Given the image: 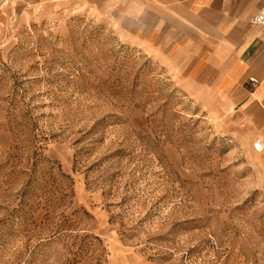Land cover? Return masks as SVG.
Here are the masks:
<instances>
[{
    "label": "rangeland",
    "instance_id": "obj_1",
    "mask_svg": "<svg viewBox=\"0 0 264 264\" xmlns=\"http://www.w3.org/2000/svg\"><path fill=\"white\" fill-rule=\"evenodd\" d=\"M2 9L0 264H264L239 99L86 3Z\"/></svg>",
    "mask_w": 264,
    "mask_h": 264
},
{
    "label": "crops",
    "instance_id": "obj_2",
    "mask_svg": "<svg viewBox=\"0 0 264 264\" xmlns=\"http://www.w3.org/2000/svg\"><path fill=\"white\" fill-rule=\"evenodd\" d=\"M52 1L83 2L120 19L124 32L180 66L188 79L213 81L223 95L239 99L240 114L262 143L264 168V26L252 23L264 0H21Z\"/></svg>",
    "mask_w": 264,
    "mask_h": 264
},
{
    "label": "built area",
    "instance_id": "obj_3",
    "mask_svg": "<svg viewBox=\"0 0 264 264\" xmlns=\"http://www.w3.org/2000/svg\"><path fill=\"white\" fill-rule=\"evenodd\" d=\"M252 23L256 26H264V4L262 5L258 13L254 16ZM255 147L260 150L261 144L257 142L255 144Z\"/></svg>",
    "mask_w": 264,
    "mask_h": 264
}]
</instances>
